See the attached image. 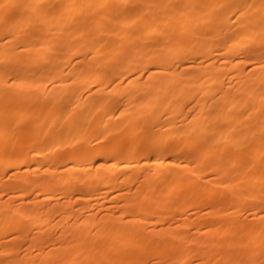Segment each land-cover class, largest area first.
I'll use <instances>...</instances> for the list:
<instances>
[{"label":"bare ground","instance_id":"1","mask_svg":"<svg viewBox=\"0 0 264 264\" xmlns=\"http://www.w3.org/2000/svg\"><path fill=\"white\" fill-rule=\"evenodd\" d=\"M103 77H105V81ZM8 78L10 80H7ZM98 81L102 84L95 85ZM5 85L6 87H3ZM13 93H16L13 101L0 103V132L5 126L4 121L7 119L8 111L20 104L27 103L30 107L32 106L31 110L25 109L24 112L21 110V112H16L15 108V111L12 112L15 121L29 113L31 121L27 132L37 136L35 146H32L33 152L31 146L30 148L27 146L30 151L25 149L26 146L23 147L27 151L26 154L29 151L30 159H25V162L21 160V157L19 160L27 167H29V163L32 164L30 166L36 170L31 171L33 175L38 173L39 176L42 171V174L46 173L48 176L49 170L55 173L65 172L64 178H59V176L58 179L49 178L50 180H48L44 174L38 181L36 178L31 182L32 175L26 170L27 174L31 175L28 176L31 179H28L24 172L25 174L22 175L23 177L21 176L19 182L28 183L30 187H26L30 192L32 186L41 190L48 187L50 195L47 193L48 195L43 197L41 195L46 191H42L37 197L38 195H35V191L32 190L34 194L32 195L35 197L32 198L31 195L30 199L26 200L28 197L25 199L22 196L25 202L21 200L22 203H20L19 198L15 197L16 194L13 195L15 189L13 190L11 187L9 189H12L13 193L10 195L14 196L17 201L13 197L14 200L5 202L0 200L4 202H0V228L2 226L3 229L4 220L8 221L7 219L10 220L16 214L15 225H22L21 228H23L19 232L22 240L26 238L29 245L38 244L35 247L46 246L45 244L49 240L54 243L51 245L49 241L52 246L50 249L49 246H47L48 248L43 246L48 249L47 251L42 248V252L38 247L30 249L39 251L33 252L37 254L36 257L33 255L35 259L37 256L41 258L44 254L54 253L60 248H53L58 243L55 244L57 236L50 234L52 227L55 228L57 224L56 219L60 223L65 220L66 227L64 226V230L61 232L65 243H62L68 246L73 242V245L77 246L79 250L75 251V248L74 253L72 255L70 253L71 258L67 257L65 260V264H72L73 262L78 263L79 259H82L81 251L83 249L89 247L94 252L93 248H90L92 242L90 240L95 238L94 243H91L94 244L95 250V241L98 240L99 243L104 239L102 235L107 234L106 230H109L110 226L114 227L112 224L118 223L119 226L121 223V226L111 228L112 232L107 235L106 239L119 232H126L134 237V235L142 233V223L145 222L149 226L151 222H159L160 219V222L163 223L162 220L165 217L168 220H165V226L163 224L159 228L158 234L161 236L174 233L175 237L173 239L172 236L173 241L163 244L160 248L158 246L155 259L169 257V264H183L187 255L195 251L194 248H199L198 246L201 244L198 239L192 236L190 228H187L189 225L185 222L190 217L191 212L188 210L192 211V206L198 205L194 198L191 200V196H184L181 201H178L181 194L177 196L179 199L176 200V204L172 200L177 198L171 200V192L184 184L191 188V183L194 184L192 176L189 178L182 174L184 171L185 174L187 171L190 174L191 169L193 172L190 175L195 173L194 176L208 172L220 176L224 181L222 187L227 189L233 187L230 191L233 201L231 198L230 201L234 203L232 205L234 209L243 204L246 207L248 204L251 210L248 212L251 214L247 215L251 219L259 220L264 217V213H262V211L264 212V189H262L264 184V0H0V98ZM35 101H40L39 108L45 107L46 111L36 112L35 107L38 105H34ZM126 116H130V118ZM139 121L146 124L149 131L147 136L142 137L147 142L146 146L140 148L135 141L124 144L122 138L126 136V138L132 139L135 134L132 128H127L128 131L125 128V134L122 126L130 124L129 126L132 127ZM44 124L54 126L45 142L46 138L44 139L43 136V139L39 138V134L47 132L44 129ZM163 126L165 128L162 131L160 128ZM83 129H88L87 135L82 131ZM33 141L31 140L32 143ZM92 141L101 146L97 147L98 149H92L90 145ZM120 141L121 145L116 147L115 145ZM81 143L82 147H80ZM69 144L70 146H68ZM107 144L109 145L106 146ZM180 144L185 145L188 150L180 151ZM194 144L201 145L200 150L194 151L190 148L192 152L189 151L188 145ZM2 145L0 144V147ZM63 145L68 148H71L72 145L70 157L66 161L62 159L64 162L56 165L53 169L49 167L44 169L45 161L51 158L47 163L52 168V164H54L52 158H57L56 155H51L50 151L53 150H49L51 146H57V149L62 152V149L65 148ZM22 146L18 145L19 148L16 146L15 149L22 151ZM79 147L83 149L82 152ZM232 148L235 154H232V157L229 156L230 158L226 156V159L223 152L227 151L228 153V150ZM24 149L23 151H25ZM230 152L232 151L230 150ZM61 154L64 155V153ZM2 155L4 154L0 155V167L3 168L7 163L9 166L11 163L10 178L14 174L16 175L15 171L24 167L21 162H13L11 157L7 158L5 155L6 158H2ZM185 155L190 159L183 162L184 160L181 161V159H187L184 158ZM206 156H208L209 162L206 161ZM58 158L60 159V155ZM244 160L245 165H241ZM28 161L29 163H27ZM197 165L199 166L197 167ZM229 166H231V170ZM232 166L234 167L232 168ZM110 169L111 171L116 169L117 179L114 178ZM195 169L197 172H194ZM97 171L99 175L94 174ZM181 174L185 179L180 176ZM44 177L46 178L44 179ZM211 178L214 180L213 177ZM131 181L134 188L132 186L130 189L129 185H127L128 188H118L121 186L120 184ZM133 181L136 183L133 184ZM208 182L213 184L210 180ZM20 183L17 182L22 187L23 184ZM75 184H79L77 186L83 184L82 187H79L81 190H77L80 194L83 191V194L79 195L75 192L74 196L72 192H70L71 194L63 192L64 196L62 195V200H59L56 207L48 206L50 200L54 204L55 200L52 199L57 196L60 198L58 193L56 195L59 188H68ZM96 187H105L111 191L110 194L115 191L111 195L123 198L122 202L116 199L121 204L120 214L115 213L117 216L108 214L109 216L105 217L107 210L104 217H102V211L99 214L100 218L99 215L96 218V215L92 214L90 208H93V205H90L100 199L106 191L99 192L101 194L99 195L97 194L99 190L96 191ZM73 189L72 191H74ZM107 192L109 193L106 191L105 194ZM24 193L26 195V192ZM260 194H263V197ZM185 195L187 194L185 193ZM107 199L105 197V200ZM100 201L103 202L101 199L97 204ZM114 201L112 202L114 203ZM258 202L260 206L256 210L258 206L255 208L254 205ZM109 203L111 204V201ZM223 203L225 202L223 201ZM97 204L95 207H98ZM136 204L138 205L137 213L133 217H129L132 206ZM251 205L253 206L251 207ZM110 209L112 208L110 207ZM99 210L103 209L99 208ZM73 211L75 214L78 211L79 215L76 216H80V218L78 217L79 221L75 223L73 220L72 222L75 224L66 225L68 223L66 221L69 220L67 218L71 217ZM95 211L93 210V212ZM230 213L231 215L235 214V210ZM75 214L73 215L75 216ZM227 216L229 217V214ZM77 217L75 219H78ZM199 217L197 216V218ZM207 217L209 218V216ZM52 219H55L53 222L56 224L52 222ZM251 219L250 221H252ZM181 221L183 224H180ZM184 223L186 224L185 231L181 230L185 228ZM180 226L181 229H179ZM251 226L248 230L243 226V230H246V236L244 235L245 239H243L246 246L256 245L259 243V237L264 235V222L254 224L255 230ZM256 227L259 229L258 232ZM56 229L57 232H60L62 227L59 231L58 228ZM93 229L95 233H93ZM216 229V227H210L203 231L214 233L217 231ZM147 230L152 233L151 226ZM240 231L244 233L242 229ZM90 232L95 234V237L90 238L88 243L86 242L88 237L86 239L85 236H89ZM2 233L3 231L0 232V236ZM16 235L18 234H15L13 238L19 237ZM132 235L131 237L126 235L128 238L125 241L120 238L118 241L115 240V243L112 242V250L114 249L116 254L120 255L124 248L133 243ZM146 236L150 237V233ZM155 236L157 234L151 241ZM146 238L142 237L144 240ZM45 239L49 240L41 245ZM163 240L167 241L164 238ZM190 241L192 243L188 246L187 242ZM7 243L2 246H7ZM28 243L26 242L25 247L28 246ZM112 243L108 241L106 243L105 240L103 245L102 242L103 248L100 247L102 252L106 253L105 250L108 249L109 253L113 252L110 250ZM14 244L11 245L9 242L10 248ZM63 244L62 246H64ZM141 244L143 246V243ZM210 245L206 248L202 245L204 250L199 253L202 256L201 264H211L215 260L209 255L208 250L210 251L212 246ZM2 246L0 244V252L4 251L5 258L6 252L5 249H1ZM72 246H70L71 249ZM10 248L8 247V249ZM27 248H31V246ZM137 248L141 251L144 247ZM62 249L67 252L62 251L58 253L59 255L68 254L70 251L68 247H62ZM255 249L254 247L253 250ZM258 249H256L257 251L251 250V253H244L247 256L243 255L245 257L243 264H251L253 261L257 264V259L262 256L261 253L260 256L258 254L263 252ZM85 250L82 252L86 255ZM101 250H98L99 253ZM245 250L247 249L245 248ZM14 251L9 250L10 253ZM20 251L26 252L21 249ZM96 251L94 254L97 253ZM30 252L28 251L26 255H30ZM33 253L31 252V254ZM170 253L173 255H169ZM220 254L222 256L221 252ZM238 254L240 255V253ZM21 255L23 254L18 256ZM50 256L52 257L51 254ZM92 256L88 260L83 256L86 264H98L96 263L98 259L95 260L96 256L95 258ZM170 256L172 257L170 258ZM34 257H31L30 260L33 261ZM117 257L114 258V261L118 260ZM105 258L107 257L104 256L102 260ZM36 260L39 261L38 258ZM166 260L169 261L167 258ZM263 260H260L259 264H263ZM4 261V264L9 262ZM13 262L15 263L16 260ZM13 262L10 260V263ZM19 262L31 264L28 263L29 261L21 262V259ZM58 263L60 264L59 261ZM105 264L108 263L105 262ZM112 264H114L113 260Z\"/></svg>","mask_w":264,"mask_h":264},{"label":"rangeland","instance_id":"2","mask_svg":"<svg viewBox=\"0 0 264 264\" xmlns=\"http://www.w3.org/2000/svg\"><path fill=\"white\" fill-rule=\"evenodd\" d=\"M188 62H190V61H188ZM117 68V67H116ZM126 75V74H125ZM128 75H131V74H128ZM128 75H127V77H128ZM125 77V76H124ZM127 77H125V78H127ZM105 77H103V79H104ZM102 79V80H103ZM7 80H10L9 78L7 79ZM100 81V82H104L105 81V79H104V81ZM99 81L95 84V85H100V84H102V83H99ZM5 84V83H4ZM3 87H6V85L5 86H3ZM14 94H16V93H13V94H9V95H5V96H3V97H1L0 98V103L3 101V102H8V101H10V100H14L15 99V96L16 95H14ZM18 94V93H17ZM27 105V106H26ZM34 105H38V107H35V110H36V112H38V113H43V112H45L46 111V109H45V107L44 108H42L41 106V108H39V105H40V101H35L34 102ZM21 107V108H20ZM27 107V108H26ZM32 107V106H31ZM30 107V105H28L27 103H25V104H20V105H18V106H16L15 108H16V112H21V111H23L24 112V110L25 109H28V110H31V109H33V107L31 108ZM15 108H12L10 111H8V116L6 117L7 119H6V121H4V127H3V129H2V131L0 132V144L2 145L1 147H0V152L2 153V154H4L7 158H10L11 159V161H15V162H17V161H19V162H21L19 159H21V157H22V159L21 160H24L25 161V159L27 160V159H30V157H29V148H30V146H31V151L33 150L32 148L35 146V141H36V138H37V136L35 135V134H29V132H27L28 131V127H29V123H30V121H31V119L29 118V113H28V110H26L27 111V117L26 116H24L22 119H17V121H15V118L13 117V114H12V112L13 111H15ZM31 108V109H30ZM21 110V111H20ZM25 111V112H26ZM132 116V115H131ZM126 117H128V118H130V116H126ZM133 117V116H132ZM68 120H70V118H68ZM18 122V123H17ZM27 125H26V124ZM136 123V122H135ZM135 123H133V124H135ZM132 124V125H133ZM12 125V126H11ZM130 125V124H129ZM129 125H126V124H124V126H122V128H123V132L125 133L126 132V130H127V128H129V129H131L132 128V130H134V138H132V139H134V140H132V139H129V138H126V136L124 137V138H122V142L125 144V143H130L131 141H135V143L138 145V147H140V148H143V147H145L146 146V141L145 140H143L142 139V137H144L146 134H147V132H149L148 130H147V126H146V124H143V123H141V121H139L138 122V124L136 123L135 125H131L132 127H130ZM143 125V126H142ZM17 129H16V128ZM54 128V126L53 125H46V124H44V129H46V133L44 134V133H41V134H39V138H42V136H43V138L45 139L44 140V142L48 139V137H49V132L51 133L52 131H53V128ZM133 127H134V129H133ZM145 127V128H144ZM126 128V130H124ZM164 128H165V126H163V127H161L160 128V130H164ZM128 129V130H129ZM23 130H24V133H23ZM84 130H86V131H84ZM127 130V131H128ZM146 132H144V131ZM86 135L88 134V129H83L82 130ZM139 131V132H138ZM94 132V131H93ZM95 132H96V130H95ZM142 133V134H141ZM145 133V134H144ZM4 134H7V135H4ZM126 134V133H125ZM137 134V135H136ZM46 135H47V137H46ZM143 135V136H142ZM148 135V134H147ZM146 135V136H147ZM141 136V137H140ZM21 137H22V139H21ZM3 138V139H2ZM42 138V139H43ZM139 138H141L140 140H139ZM25 139H26V141H25ZM28 139V140H27ZM30 139V140H29ZM41 139V140H42ZM31 140L33 141V143L31 142ZM142 140V141H141ZM20 142V143H19ZM121 141L120 142H118V144H116L115 146L116 147H118V146H120L121 145V143H122ZM19 143V144H18ZM28 145H27V144ZM32 143V144H31ZM14 144V145H13ZM17 144V145H16ZM31 144V145H30ZM18 145H19V147H20V145H23L21 148H23V147H25V149L26 150H29L28 151V154H26L27 153V151L25 150V151H23V149H22V151H19L18 149L16 150L15 149V147L17 146L18 147ZM81 146L80 147H82V143L80 144ZM91 145V148L92 149H98L97 147H99V146H101L100 144H98V143H94L93 141H92V143L90 144ZM109 144H107L106 146H108ZM118 145V146H117ZM29 148H28V147ZM33 146V147H32ZM60 146V145H59ZM59 146H58V148H59ZM66 146V145H65ZM64 145H63V148L65 147ZM68 146H70V144L68 145ZM189 147V151L191 150V149H194V151H196L197 149L198 150H200V146L198 145V144H194V145H188ZM16 147V148H17ZM18 147V148H19ZM79 147V149L81 150V152L83 151V149L82 148H80ZM2 148V149H1ZM61 148V147H60ZM191 148V149H190ZM196 148V149H195ZM53 149V150H52ZM62 149V148H61ZM72 145H71V148H68V147H65L64 149H62V152H61V150L59 149H57V146H51V148L49 149V150H52V151H50V153H51V155H56L57 156V158H58V156L60 155V159L58 158H56L55 157V159L54 158H52V163H54V164H52V168H51V165H49L48 166V160L50 161L51 160V158L50 159H48L47 161H45L44 162V169L46 168V167H49L50 169H53L54 167H56V165L58 166V165H60V164H62L64 161H66V159H68L69 157H70V155H71V153H72ZM183 149V150H182ZM57 151V153H55L56 151ZM79 150V151H80ZM179 150L181 151H186V150H188L187 148H186V146L185 145H179ZM230 150L232 151V152H230ZM54 151V152H53ZM33 152V151H32ZM53 152V153H52ZM58 152H61V153H64V155H62L61 153H58ZM191 152H192V150H191ZM234 151H233V148L232 149H229L228 150V153H227V151H226V153L225 152H223V156H225V158H226V156H228V158H230L229 156H231L232 154L234 155L235 153H233ZM1 153H0V155H1ZM55 153V154H54ZM188 154H189V152H188ZM188 154H186V155H188ZM191 154V153H190ZM192 154H194V153H192ZM4 155H2V158L3 157H5ZM11 155V156H10ZM62 155V156H61ZM184 156V158H187V159H181V161L182 160H184L183 162H185V161H187L188 160V158L190 159V157L189 156ZM5 157V158H6ZM62 157V158H61ZM65 157H67V158H65ZM192 157V156H191ZM208 156H206L205 158H206V161L207 162H209V160H207L208 158H207ZM232 157V156H231ZM204 158V159H205ZM18 159V160H17ZM54 159V160H53ZM62 159L64 160V161H62ZM227 159V158H226ZM211 160H212V157H211ZM26 162V161H25ZM31 162H33V161H31ZM183 162H181L182 164H183ZM22 164H23V162H21ZM27 163H29V161L27 162ZM93 163H95V162H93ZM246 163H247V161H246ZM30 164L31 163H29L28 165H29V167H27L26 165H25V163L23 164L24 165V167H25V169H24V167L22 166V169L20 168L18 171H15L14 173H16V175L14 174V176H12L11 178L9 177V173L12 171V169H11V163L9 164V166H8V163L6 164V165H4L3 166V168L2 167H0V200L2 199V201H9V200H11V199H15L16 201H17V199L15 198V197H18L19 198V200L21 201H23L24 200V202H25V199L26 200H28V199H30L29 198V196H31L33 193H32V190L33 191H35V195H38L37 197H39V195L41 194V192L43 191H46V193H44V194H42L41 196H46V195H48L49 193H48V187H44V188H42L43 190H41L40 188H33V186H32V189H31V192H30V190L29 189H27V187L26 186H29V184L27 185L26 183H23V182H21L23 185H22V187L19 185V184H17V182L18 183H20L19 182V180L21 181V178L23 177L22 175L23 174H25L26 173V176L28 177L29 176V174H27V171H29L30 173H31V175H32V180H30L31 182L34 180L35 181V179H36V181H38V179L40 178V176L41 175H44V176H46L47 177V179L48 180H50V179H52V178H56V179H58V177L59 178H64L65 177V172H61V173H55V172H52V170H49V174H48V176H50V177H48L47 176V174L46 173H44V174H42V171H41V173L39 174V176L37 175L38 173H34V175L32 174V172L31 171H36V170H34V169H32V166H30ZM51 164V163H50ZM245 165V160H244V162L242 163L241 162V165ZM32 165V164H31ZM241 165H238V166H241ZM199 165H197V167H198ZM230 167V170H231V166H229ZM234 166H232V168H233ZM236 167V166H235ZM27 168V169H26ZM29 168V169H28ZM112 169V168H111ZM111 169H110V171H111ZM27 170V171H26ZM90 170V169H89ZM94 170V169H93ZM116 170V169H115ZM115 170L113 169V171H111V173H112V175L114 176V178H116L117 179V176H115V173L117 172H115ZM192 170V172H193V169H191ZM197 169H195L194 170V172H197L196 171ZM38 171V170H37ZM25 172V173H24ZM28 172V173H29ZM39 172V171H38ZM188 173H189V171H187ZM186 172V174H185V171L182 173V174H184L183 176H185V177H189V178H191V176H192V181L194 182V184L193 183H191V185L192 186H194V187H192L191 186V188H188V186L189 185H186L185 186V184L184 185H182V186H180V187H182V188H177V189H175L173 192H171L173 195L174 194H177V195H172L171 194V200L172 199H174V198H177V199H175V200H172L173 202H175L176 203V200H178L179 198H180V200H178V201H181L182 200V198L184 197V196H186V197H190L191 196V200L194 198V200H196V205H198V206H192L191 208L193 209L192 211H191V209L190 210H188L189 212H191L190 213V217H189V220L187 219L185 222H186V224H188L189 225V227L187 226V228L189 229L190 228V230H191V234H192V236H194V238H196V239H198V242H199V244L201 243L202 245H203V247L204 248H206L208 245H210L211 246V248H210V251L208 250V252H209V255L210 256H212L211 258L212 259H215L214 261H212V259L210 258V256H209V259H211L210 261H212V263L211 264H218V262H219V264L221 263V264H243V262H244V259H245V257L247 256V254H244V253H246V252H249V253H251V250L252 251H257L256 249H258V250H262L263 252H264V235H262V236H260L259 238H260V240L258 241L259 243H256V245L255 244H252V245H254V246H246V245H244V241L245 240H243V239H245V236H246V233H245V229H247L248 230V228L252 225L253 226V228H254V230H255V226H254V224H256V223H263L264 221V217H262L261 219H259V220H253V219H251L250 217H249V215L251 214L250 212H248V211H251L250 210V205H248L247 204V206L245 207L244 206V204L243 205H239V207H237L236 209H234V206H232L234 203H231V199H232V201H233V198L231 197L232 195H230L231 193H230V191L233 189V187L232 188H224V187H222V186H224V184L222 185V183L224 182V181H222L223 180V178H221L220 176H217V175H214V174H212L211 172H208V173H206V174H203V175H201V174H196L195 176H194V174L195 173H193V175H190V174H192V172L190 173V174H188ZM48 173V172H47ZM54 174V175H53ZM95 175H99V172L97 171V172H95L94 173ZM182 174L180 175V176H182ZM1 175H3V176H1ZM30 175V176H31ZM116 175H117V173H116ZM22 176V177H21ZM29 176V177H30ZM54 176V177H53ZM112 176V177H113ZM182 176V177H183ZM6 177H8V178H6ZM28 177V179H31V178H29ZM33 177H35V178H33ZM46 177H44V179L46 178ZM210 177H213V179L214 180H212V178L210 179ZM216 179H215V178ZM50 178V179H49ZM184 178V177H183ZM199 178H201V179H199ZM206 180H205V179ZM219 178V179H218ZM3 179V180H2ZM185 179V178H184ZM187 179V178H186ZM210 180L213 184H210V182H208V180ZM195 180V181H194ZM199 180V181H198ZM191 181V182H192ZM220 181V182H219ZM217 182V183H216ZM5 183V184H4ZM20 183V184H21ZM122 183V182H121ZM130 183V184H129ZM129 183H126V184H120L121 186L120 187H118V188H125V187H127V185H129V187H130V189L132 188V181L131 182H129ZM136 182H134L133 181V184H135ZM209 183V184H208ZM215 183V184H214ZM16 184L18 185L17 187H16ZM31 185V184H30ZM77 185H79V184H77ZM76 184L74 185V186H68V188L67 187H62V188H59L58 190H57V192H56V195H57V193H58V195H59V197L60 198H58V196H57V198H55V199H52L53 201L55 200V202H54V204H52L51 202V200H50V203L49 202H45L46 204H48V206L50 205V208L52 207H56V204L57 203H59L60 201V199L62 200V198L61 197H63L64 196V194H63V192L64 193H69V194H71L70 192H72V195H74L75 196V192L76 193H79V195H81V194H83L82 192H81V194H80V192H78V191H80L81 190V188H79V187H82L83 186V184H80L81 186H77ZM125 185V186H124ZM205 185H207V186H205ZM8 186V187H7ZM15 186V187H14ZM47 186H49V185H47ZM112 186H115V185H113L112 184ZM205 186V187H204ZM211 186V187H210ZM12 187V189L14 190L15 189V191H14V193H13V190L11 189H9V188H11ZM18 187H20V188H18ZM30 187V186H29ZM28 187V188H29ZM73 187H74V189H73ZM263 188L262 189H264V184H263V186H262ZM67 188V189H66ZM99 187H96V191H98V193L97 194H99V192L100 193H103L104 192V190H106V191H109V193L107 192L106 194H107V196L110 194V190L109 189H105V187H102V188H99ZM108 188V187H107ZM117 188V187H116ZM128 188V187H127ZM133 188H134V186H133ZM6 189V190H5ZM8 189V190H7ZM22 191H21V190ZM26 189V190H25ZM36 189H37V191H36ZM72 189L74 190V191H72ZM17 190V191H16ZM27 190H29L28 192H27ZM41 190V191H40ZM62 190V191H61ZM78 190V191H77ZM134 190V189H133ZM40 191V192H39ZM105 191V192H106ZM5 192H6V194H5ZM11 192V193H10ZM19 192H21L22 194H18ZM24 192H26V195H25V193ZM31 194H30V193ZM61 192H62V194H61ZM105 192H104V195H102V197L100 198V197H98V198H100V199H98V200H101L102 199V201L103 202H99L98 204H97V202H98V200H96L95 202H93V204H91L90 206H92L93 208H90V206H89V208L91 209V211H92V214L93 215H96L95 217L97 218V216L99 215V214H101L102 212L104 213H102V217H104V215L106 214V212H107V214L105 215V217H107V216H109L108 214H117V213H119L120 214V212H119V210L121 211V209H120V206H121V204H120V202L119 201H117L118 199L121 201L123 198L121 197H114L113 195H111L113 192H115V191H112V193L110 194L111 196H112V198H111V196L109 195L108 197H110L109 199H107L108 197L107 196H105L106 194H105ZM133 192V191H132ZM13 193V195L14 194H18V196H16L15 195V197L14 196H11L10 194H12ZM38 193V194H37ZM48 193V194H47ZM74 193V194H73ZM184 193V194H183ZM185 193L187 194V195H185ZM24 194V195H23ZM94 194H96V193H94ZM96 194V195H97ZM181 194V195H180ZM8 195V196H7ZM20 195V196H19ZM34 195V194H33ZM31 196L32 198L33 197H35V196ZM50 195V194H49ZM63 195V196H62ZM76 195H78V194H76ZM78 195V196H79ZM99 195H101V194H99ZM180 195V196H179ZM195 195V196H194ZM262 197H263V194H260ZM11 196V197H10ZM25 198H23V197ZM40 196V197H41ZM103 196H104V199H103ZM177 196H179V198L177 197ZM13 197V198H12ZM36 197V198H37ZM105 197H106V199L107 200H105ZM133 197H135V196H133ZM198 197V198H197ZM21 198V199H20ZM42 198V197H41ZM40 198V199H41ZM231 198V199H230ZM13 199V200H14ZM39 199V198H38ZM111 199V200H110ZM117 199V200H116ZM220 199V200H219ZM57 200V201H56ZM115 200V201H114ZM219 200V201H218ZM2 201H0V202H2ZM19 201V202H20ZM22 201L20 202V203H22ZM111 201V204L109 203ZM112 201H114V203L112 202ZM117 201V202H116ZM123 201V200H122ZM121 201V202H122ZM198 201V202H197ZM223 201L225 202V203H223ZM4 202H2V203H4ZM18 202V203H19ZM103 203V204H102ZM105 203V204H104ZM107 203H108V205H107ZM119 203V204H118ZM179 203V202H178ZM218 203V204H217ZM219 203H221V204H219ZM223 203V204H222ZM52 204V205H51ZM95 204H97L98 205V207L96 208L95 207ZM102 204V205H101ZM177 204V203H176ZM202 204V205H201ZM231 205L230 207L229 206H227V205ZM259 204V202L258 203H256L254 206H255V208L257 207V209L256 210H258L259 209V206H260V204ZM99 205H100V207H99ZM119 205V206H118ZM73 206H75V205H73ZM101 206H102V208H101ZM115 206V207H114ZM118 206V207H117ZM221 206V207H220ZM241 206V207H240ZM253 205H251V207H252ZM77 207V206H76ZM110 207L112 208V209H114V210H112V209H110ZM117 207V208H116ZM216 207V208H215ZM220 207V209H218ZM244 207V208H243ZM247 207H248V209H247ZM99 208L100 209H103V210H99ZM107 208V209H106ZM116 208V209H115ZM207 208V209H206ZM215 208V209H214ZM226 210H224V209ZM77 209V208H76ZM76 209H75V212H76ZM95 211V212H93V210ZM117 209H118V212H117ZM137 209H138V205L136 204V205H133L132 206V209H131V212H133V213H129V217H133L134 216V214H136L137 213ZM195 209V210H194ZM199 209H202V210H199ZM221 209H223V210H221ZM107 210V211H106ZM110 210V211H109ZM134 210V211H133ZM233 210H235V214H233V215H231V213H230V211L232 212ZM238 210V211H237ZM253 210V209H252ZM102 211V212H101ZM105 211V212H104ZM111 211H112V213H111ZM194 211V212H193ZM237 211V212H236ZM247 211V212H246ZM75 212L73 211V214H75ZM224 212V213H223ZM227 212H229V213H227ZM246 212V213H245ZM253 212V211H252ZM77 213H78V211H77ZM75 214V216L72 214L71 215V217L73 218V216H74V218L72 219L70 216H69V218H67V219H69L68 221H66V222H68V223H66V225H71V224H75L76 223V221H79V218H80V216H76V215H79V214ZM95 213V214H94ZM204 213H206L205 215H204ZM250 213V214H249ZM262 213H264L263 211H262ZM115 214V215H116ZM227 214H229V217L227 216ZM244 216H243V215ZM247 214H249V215H247ZM16 214H14V216L13 217H11L10 218V220L9 219H7L8 221H6V220H4L3 221V224H4V226H3V229H2V226H1V230H0V232H2L3 231V233H5L4 235H3V233H2V236H0V240H2V239H4V240H2V241H0V244H1V246L4 244V245H6L5 243H7V246L10 248V246L13 244V243H15L13 246H14V248L12 249V247L10 248V249H8V247L7 246H2L3 248H1L2 250H4L5 249V258H4V251L1 253L0 252V254H1V257L3 256V258H4V260H7V261H9L8 262V264H13L14 262V260H16V262L15 263H19V264H21L19 261H20V259H21V262H24V261H26V262H28V263H31L32 264V262H33V264H39V263H44V264H55V263H57V264H59L58 263V261L60 262V264H65V260H67V257H69L68 259H70L71 258V255H72V253H74V249H75V251H79L78 250V248H77V246L75 247V245H73V242H72V245L74 246H72V245H68V246H66V245H64L63 243H65V242H63V240H64V238H63V236H62V234H61V232H62V230H64V226H65V220L63 221V223L61 222H58L57 221V219L55 220V219H52V222L55 220L56 222H57V224H56V222H53V223H55L56 225H55V228H58V231H59V229L62 227V229L60 230V232H57V229L55 230V228L54 227H52L53 229H51L50 230V234H55L56 236H57V238H56V236H55V238H56V240H58V241H56L55 240V244H56V242H58L57 244H56V246H54L53 248H55V247H60L58 250H55L54 251V253H57V254H54L53 252H51V253H49V254H44V255H42L43 257H41V258H43V259H41V258H39L38 256H37V258L39 259V261H37L36 259H35V257H36V253H33V252H39V251H37V250H33V251H31L30 249H36L37 247H38V249H42V248H46L47 246H49V249H50V246L52 245V244H54L53 242H51L49 239H45V240H43L42 242H41V245H42V243H44V242H47V240H49L50 242H51V245L49 244V241L47 242V244H45L46 246H44V245H42V246H37V247H35L36 245H38V244H36L35 243V245L33 246L32 244H34V243H32V244H30L29 245V243H28V241L26 240V238H25V240H22V237H20L19 236V232L21 231V230H23V228H21L22 227V225H19V226H16L15 225V220H16V216H15ZM132 215V216H131ZM194 215V216H193ZM242 215V216H241ZM117 216V215H116ZM197 216H200L199 218H197ZM207 216H209V218L207 217ZM236 218H235V217ZM238 216V217H237ZM56 217H57V215H56ZM55 217V218H56ZM75 217H77L78 219H75ZM215 217H217V218H215ZM234 217V218H233ZM252 220V221H250V219ZM72 220H71V219ZM99 218H100V215H99ZM98 218V219H99ZM202 218V219H201ZM211 218V220H209ZM223 218V219H222ZM239 218V219H238ZM66 219V220H67ZM130 219V218H129ZM192 219V220H191ZM196 219V220H195ZM219 219H221V220H219ZM241 219H243V220H241ZM263 219V220H262ZM73 220H75V223L74 222H72ZM166 220V218L164 217L163 218V223H161L160 221H161V219H160V221L159 222H157V221H154V222H151L150 224L151 225H149V226H147L146 225V223L144 222V224L142 223V225H141V227H142V229H141V232L142 233H139L138 235H134V237H133V235L132 234H127L126 232H119L118 234H113V236H109V238L108 239H106V237H107V235L108 234H110L111 232H112V229L113 228H116V227H119V226H121L120 224H119V226H118V223H116V225H113L112 224V226H114V227H109L108 229L109 230H106V231H108L107 232V234H103L102 235V238L104 237V239H102V240H100L99 241V243L101 244L102 242H103V245H104V242H105V240H106V243H107V241L109 242V243H115L114 241L116 240V241H118V240H120V238L122 239V241H125L127 238H128V236L129 237H131V235H132V238H134L133 239V243H131L130 245H128L126 248H124L123 250H122V253H124V254H120V255H118V254H116L117 252H115L114 251V249L112 250V245H113V243L110 245L111 247H110V250H112L113 252H114V254H113V252H111V253H109V249L108 250H105V251H107L106 253H104V252H102V248H103V245L101 244H99L98 243V240H96L95 242H96V244L99 246V249H98V246L95 244V246H96V249L94 250V244H91V243H94V241L93 240H95V234H93V233H95V231H94V229H93V233H91L90 232V234H88L89 236H85V238L87 239V237H88V241H86V242H88L89 243V239L90 238H94V239H91L90 240V248L92 249L93 248V251L94 252H92L90 249H89V247H88V249H89V251H87L88 249L87 248H85V249H83L82 251L84 252V250L86 251V255H85V253L83 254V252L81 251V254H82V259L80 258L79 259V261H78V263H72V264H86V261L84 260V258L86 259V260H88V258H91V256L92 257H94L95 258V256H96V258H95V260L96 259H98V260H96V263H98V264H105V262H107L108 264L110 263V264H112V260H113V262H114V264L116 263V264H123V263H130V262H132L131 264H135V262H136V264H169L170 263V259H169V257H166L169 261H167L166 260V258H160V259H155L156 258V253L158 252V250H157V248H158V246H159V248H160V246H162L163 244H165V243H167V242H170V241H173V239H174V233H168V234H166V235H159L158 234V231H159V228L161 227V226H163V224H164V226H165V224L166 223H164V222H166L165 221ZM228 221V222H225V221ZM245 220V221H244ZM222 221V222H221ZM234 221V222H233ZM243 221V222H242ZM8 222V223H7ZM10 222V223H9ZM70 222V223H69ZM182 222V221H181ZM201 222V223H200ZM249 222H252V223H249V226H248V223ZM62 225L63 224V226H61L60 224ZM78 223V222H77ZM226 223H227V225H226ZM245 223H246V225H245ZM2 224V223H1ZM115 224V223H114ZM161 224V225H160ZM180 224H183V222L182 223H180ZM179 224V225H180ZM185 224V223H184ZM186 224L184 225V227L185 228H182L181 229V226H180V228L179 229H181V230H186ZM238 224V225H237ZM60 225V226H59ZM234 225V226H233ZM258 225V224H257ZM59 226V227H58ZM152 227V233L151 232H148V230H147V228L148 227ZM155 226V227H154ZM243 226H244V230H243ZM251 226V227H252ZM66 227V226H65ZM69 227V226H68ZM183 227V226H182ZM210 227H216L217 229V231L216 232H209V233H205V231H203V229H205L206 230V228H208V229H210ZM232 227V228H231ZM234 227V228H233ZM258 227V226H257ZM256 227V228H257ZM5 228V229H4ZM12 228H13V230H12ZM15 228V229H14ZM16 228H17V231H16ZM112 228V229H111ZM156 228V230H154ZM193 228V229H192ZM8 229V230H7ZM11 229V230H10ZM146 229V230H145ZM195 229V230H194ZM200 231H199V230ZM233 229V230H232ZM235 229V230H234ZM242 229V231H244V233L243 232H241L240 230ZM4 230H6V231H4ZM91 231H92V229H90ZM227 230V231H226ZM231 230V231H230ZM54 231V232H53ZM105 231V232H106ZM155 231H156V233H155ZM204 233H203V232ZM256 231L258 232L259 231V229L257 228L256 229ZM17 232V233H16ZM8 233V234H7ZM58 233V234H57ZM74 233H76V232H74ZM145 233V234H144ZM150 233V237L149 236H146V235H148ZM226 233H228V234H226ZM15 234H18V235H16V236H19L18 238L17 237H14L13 238V236L15 235ZM92 234V235H91ZM121 234V236H119ZM142 234V235H141ZM153 234V235H152ZM157 234V236H158V238L159 237H161V238H156L157 236H155V238L151 241V239L153 238V236L154 235H156ZM8 235V236H7ZM46 235H48V234H46ZM126 235H128V236H126ZM145 235V236H144ZM218 235V236H217ZM245 235V236H244ZM152 236V237H151ZM173 236V237H172ZM5 237H6V239H5ZM7 237H9V238H7ZM59 237V238H58ZM111 237V238H110ZM118 237V238H117ZM142 237H144V239H145V237H147L146 238V240H144V239H142ZM171 237L173 238V239H171ZM206 237V238H205ZM263 237V238H262ZM10 238H11V240H10ZM21 238V239H20ZM28 238V240H29V237H27ZM148 238H150L149 240H148ZM163 238L165 239V240H167L166 242H164V240H163ZM23 239H24V237H23ZM142 239V241H139V240H141ZM226 239V241H224ZM227 239H228V241H227ZM10 240V241H9ZM22 240V241H21ZM60 240V241H59ZM145 242H144V241ZM149 242H148V241ZM209 240V241H208ZM241 240V243H239V241ZM28 243V246L27 247H29V246H31V248H27V247H25V244H26V242ZM158 241V242H157ZM216 241V242H215ZM9 242H11V245L9 246ZM63 242V243H62ZM152 242V243H151ZM206 242H207V244H206ZM224 242H226V243H224ZM235 242V243H234ZM60 243V244H59ZM141 243H143V246H142V244ZM150 243V244H149ZM187 243H189L188 244V246L189 245H191V243H192V241H190V242H187ZM186 243V244H187ZM214 243H216V244H214ZM218 243H219V245H218ZM18 244V245H17ZM62 244L64 245V246H62ZM137 244V245H136ZM140 244V245H139ZM145 244V245H144ZM200 244V245H201ZM214 244V245H213ZM259 244V245H258ZM24 246V248H23V246ZM40 245V244H39ZM59 245H61L62 247H68V249H70V251H68L69 253L67 254V253H62V254H64V255H62V254H58V253H60V252H62V251H64L63 249H62V247L61 246H59ZM93 245V246H92ZM152 245V246H151ZM198 246L199 248H194V250L195 251H193L192 253H190L189 255H187V258H186V261L183 263V264H201V260H202V256H201V254H199L200 253V251H202V250H204V248L202 247V245L201 246ZM218 245V246H217ZM17 246V247H16ZM19 246H20V248H19ZM22 246V247H21ZM44 246V247H43ZM70 246H72V249H71V247ZM144 247L143 249H142V247ZM157 246V247H156ZM228 246H229V248H228ZM231 246V247H230ZM7 247V248H6ZM16 247V248H15ZM32 247H35V248H32ZM70 247V248H69ZM100 247H101V249H100ZM137 247H140L142 250L140 251V249H138ZM216 247V248H215ZM227 247V248H226ZM244 247V248H243ZM254 247L256 248L255 250H253L254 249ZM258 247V248H257ZM23 248V249H22ZM25 248H27V249H25ZM44 248V249H45ZM48 248V247H47ZM51 248H52V246H51ZM138 249L139 250V252H137L138 250H136V249ZM158 248V249H159ZM203 248V249H202ZM225 248V249H224ZM233 248V249H232ZM245 248L247 249V250H245ZM12 249V250H11ZM16 249V250H15ZM20 249L21 250H24V251H26V252H24L25 253V256H23L24 255V253L22 252V251H20ZM43 249V250H44ZM126 249V250H125ZM224 249V250H223ZM231 249V250H230ZM6 250H8V251H6ZM9 250L10 251H14L13 253L11 252H9ZM30 252H32L33 254H31V252H30V255H32V256H30V255H26V253L28 252V251ZM46 251L48 250V249H45ZM44 250V251H45ZM73 250V251H72ZM97 250V251H96ZM98 250H101L100 252L101 253H103L102 254V256L104 257H107V258H105L104 260H102L103 259V257L101 258L100 257V255H101V253H99V251ZM143 250H144V252H143ZM211 250H212V253H211ZM223 250V251H222ZM241 250H242V252H241ZM19 251V252H18ZM42 251V250H41ZM56 251H59V252H56ZM95 251L97 252L96 254H94L95 253ZM227 251V252H226ZM234 251H235V253H234ZM240 251V252H239ZM9 252V253H8ZM43 252V251H42ZM64 252H67L66 250L64 251ZM135 252H137V253H135ZM220 252L222 253V256H221V254H220ZM229 252V253H228ZM232 252H233V254H232ZM259 252V251H258ZM263 252H259V254H258V256H260V253L262 254V256H260L257 260L258 261H256V263L257 264H259L260 263V260H262V259H264L263 257H264V254H263ZM53 253V254H52ZM70 253H71V255H70ZM76 253V252H75ZM90 253V254H89ZM99 253V254H98ZM198 253V254H197ZM202 253V252H201ZM219 253V254H218ZM238 253H240V255L238 254ZM20 254H23V255H21L20 257L18 256V255H20ZM28 254V253H27ZM50 254L52 255V257L50 256ZM109 254V255H108ZM117 256H119V257H117ZM131 256H130V255ZM217 254H218V256H220V257H218L217 256ZM7 255H11V256H7ZM12 255H13V257H12ZM33 255H35V257L33 256ZM46 255V256H45ZM48 255V256H47ZM59 257H58V256ZM90 255V256H89ZM97 255H99V256H97ZM124 255H128V257H126V256H124ZM134 257H133V256ZM150 255H151V257H150ZM153 255V256H152ZM155 255V256H154ZM169 255H173V253H170ZM168 255V256H169ZM193 255V256H192ZM195 255V256H194ZM213 255H216V256H214L213 257ZM245 257H244V256ZM27 256V257H26ZM28 256H30V257H28ZM51 257V259H50V257ZM65 256V257H64ZM83 256H85L84 258H83ZM191 258H190V257ZM0 257V260H2L1 262H3L4 260H3V258H1ZM6 257H9L8 259L6 258ZM14 258V259H12V258ZM19 257V258H18ZM23 257V258H22ZM33 258L34 257V259H33V261L32 260H30V258ZM56 257V258H55ZM117 257V261L119 262H117L116 260L114 261V258H116ZM129 257H133V258H129ZM146 258V259H144V258ZM172 256H170V258H171ZM226 257V258H225ZM235 258V260H233L234 258ZM244 257V258H243ZM262 257V259H260ZM24 258H28L27 260L26 259H24ZM44 258H45V260H44ZM55 260H54V259ZM62 258V259H61ZM66 258V259H65ZM99 258H100V260H99ZM109 258V259H108ZM127 258V259H126ZM129 258V259H128ZM151 258V259H150ZM218 258V259H217ZM222 258V259H221ZM231 260H230V259ZM241 258V259H240ZM17 259H18V262H17ZM47 259H50L49 261H47ZM112 259V260H111ZM120 259V260H119ZM133 259V260H132ZM142 259H143V261H142ZM197 259H198V261H197ZM208 259V260H209ZM217 259V260H216ZM10 260L13 262V263H10ZM44 260V261H43ZM64 260V261H63ZM102 260V261H101ZM107 260V261H106ZM108 260H109V262H108ZM129 260V261H128ZM131 260V261H130ZM138 260V261H137ZM153 260H155V261H153ZM157 260V261H156ZM191 260V261H190ZM219 260V261H218ZM30 261H32V262H30ZM35 261V262H34ZM52 261V262H51ZM64 263H63V262ZM122 261H123V263H122ZM140 261V262H139ZM167 261V262H166ZM218 261V262H217ZM233 261V262H232ZM239 261V262H238ZM264 261V260H263ZM0 262V263H1ZM51 262V263H50ZM80 262V263H79ZM88 262V261H87ZM100 262V263H99ZM103 262V263H102ZM145 262V263H144ZM147 262V263H146ZM149 262V263H148ZM154 262V263H153ZM159 262V263H158ZM214 262V263H213ZM223 262H225V263H223ZM262 262V261H261ZM5 263V261L3 262V264ZM14 263V264H15ZM25 263V262H24ZM208 263H210V262H208ZM7 264V263H6ZM23 264V263H22ZM251 264H255L254 263V261L253 262H251ZM262 264V263H261ZM264 264V263H263Z\"/></svg>","mask_w":264,"mask_h":264}]
</instances>
